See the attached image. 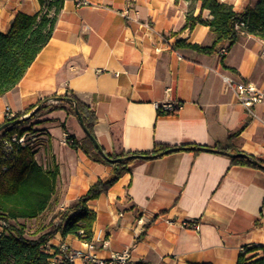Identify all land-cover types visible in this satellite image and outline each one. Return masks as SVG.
<instances>
[{"label": "crops", "instance_id": "1", "mask_svg": "<svg viewBox=\"0 0 264 264\" xmlns=\"http://www.w3.org/2000/svg\"><path fill=\"white\" fill-rule=\"evenodd\" d=\"M85 1L64 0L51 38L21 80L0 96V123L7 106L22 118L47 97L74 93L94 111V136L107 154L151 151L157 144L232 145L264 164V103L255 106L259 118L252 117L222 79L232 75L264 89L262 38L243 33L230 48L219 47L228 49L222 55L175 48L179 39L215 42L209 25H186L189 12L212 18L199 2ZM222 1L242 12L257 0ZM127 8L131 18L123 14ZM39 9L38 0H0V31L18 13ZM50 100L45 104L61 103ZM167 102L175 104V115L158 114ZM33 122L36 161L59 171L47 209L31 219L43 216L49 223L113 169L65 141V135L77 141L86 136L66 109ZM88 207L96 213L93 237L101 258L129 249L131 264H236L242 246L264 247V168L233 164L221 152L183 150L143 160ZM184 220L199 221V230L183 227ZM62 243L85 249L77 235L56 233L47 250ZM261 254L257 249L248 256Z\"/></svg>", "mask_w": 264, "mask_h": 264}, {"label": "trees", "instance_id": "2", "mask_svg": "<svg viewBox=\"0 0 264 264\" xmlns=\"http://www.w3.org/2000/svg\"><path fill=\"white\" fill-rule=\"evenodd\" d=\"M38 1L40 9L37 12L18 13L10 28L6 32L0 31V96L11 90L21 80L53 34L64 0ZM189 1L199 2L202 10L209 9L212 18L203 19L201 14L193 15L189 12L187 27L192 30L197 23L209 25L216 35V40L209 46L179 39L175 43V48H189L200 53L213 54L224 43L230 48L243 33L253 34L264 40V0L247 4L242 12L236 11L232 4L222 0ZM50 98L60 99L61 103L45 104ZM35 107H30L25 114H30ZM56 108L66 109L69 114L77 117L78 110L85 126L94 135L93 126L96 121L94 111L80 101L74 93H67L47 97L36 111L19 121L17 119L21 118V115H16L12 119L6 118L5 122L10 123L0 129L1 136L9 137L15 134L20 136L25 132L31 134L32 124L30 122ZM175 111L159 108L158 114L172 116L175 115ZM4 123H0V127ZM69 139L73 140L69 141V145L81 146L96 160L112 166L113 175L109 178H99L86 193L52 216L48 223V230L37 233L35 237H30L26 234V224L20 222L19 219L31 220L47 209L55 193L58 166L48 169L39 164L35 159V150L30 141L19 148L13 159L0 160V166L5 164L8 167L5 170L0 169V223L3 227L0 232V264H51L50 258L58 253V247H55L54 252L51 253L47 250V243L56 233H60L63 237L77 235L83 240H91L96 213L88 207V202L106 193L124 173L131 171L143 160L174 151L186 150L197 154L206 150L227 154L233 164L242 163L260 167L256 162L260 161L258 158L232 145L210 147L201 144L176 146L157 144L151 151H123L118 154H108L105 157L98 151L88 135L82 141H77L72 135H69ZM81 230L83 233H80ZM257 249H262L261 256L257 258L248 256L249 252ZM64 264L71 263L66 260ZM236 264H264V247L256 244L242 246Z\"/></svg>", "mask_w": 264, "mask_h": 264}, {"label": "built area", "instance_id": "3", "mask_svg": "<svg viewBox=\"0 0 264 264\" xmlns=\"http://www.w3.org/2000/svg\"><path fill=\"white\" fill-rule=\"evenodd\" d=\"M85 0H78L77 4L86 3ZM130 8H127L123 14L128 18H131L129 15ZM228 51L227 47H222L219 50V53L226 54ZM222 79L225 82L227 88L232 90L237 100L246 108L248 113L254 117L259 118L255 106L264 103V89L258 87L253 82L244 81L237 79L232 75L224 74ZM159 108L166 109L168 111H175L176 107L173 102H167L163 105H160ZM6 118L12 119L16 114L11 110L9 106L5 109ZM28 134L25 132L23 135H12L9 137H2L0 133V160H10L17 154L21 146H25L28 143ZM69 135H65V141H73L72 139L68 140ZM7 165L2 164L0 166L1 170L7 169ZM181 225L188 229H193L198 231L200 228L199 221H188L184 220L181 222ZM80 233H83L81 230ZM100 238H98L99 241ZM94 237L91 240H83L85 249L75 248L71 249L67 244H60L58 246V253L54 254L50 258L51 264H64L66 260L70 261L71 264H77V261H84L85 264H131V252L129 249H124L122 252L113 253L109 258H101L96 253V244L94 243ZM105 242V241H104ZM161 264V263H157Z\"/></svg>", "mask_w": 264, "mask_h": 264}, {"label": "rangeland", "instance_id": "4", "mask_svg": "<svg viewBox=\"0 0 264 264\" xmlns=\"http://www.w3.org/2000/svg\"><path fill=\"white\" fill-rule=\"evenodd\" d=\"M52 101H57V99H55V100L53 99ZM30 124H32V125L34 124L33 120H32V122H30ZM35 132H36V130H31V134H28V136H27L28 137V141H30V143H32V140H33V137H34L33 134ZM47 220H48V218L47 217L45 218L43 216H42V218H41V220L39 222H35L33 220H24L25 224L27 226L26 234L28 236H30V237H35L39 233H41V231L43 232V231L48 230L49 224L47 223Z\"/></svg>", "mask_w": 264, "mask_h": 264}, {"label": "water", "instance_id": "5", "mask_svg": "<svg viewBox=\"0 0 264 264\" xmlns=\"http://www.w3.org/2000/svg\"><path fill=\"white\" fill-rule=\"evenodd\" d=\"M50 99H57V98H50ZM43 103H41V104H39V105H37L33 110H32V112H34V111H36L41 105H42ZM77 110V109H76ZM31 112V113H32ZM30 113V114H31ZM30 114H28V115H26L25 117H27V116H29ZM77 115H78V118H79V121H80V123H81V125H82V127H83V129H84V131H85V133H86V135H88L90 138H91V140L94 142V144H95V146H96V148L98 149V151L100 152V153H102V155H104L105 157H107L108 156V154L104 151V149L101 147V145L99 144V142L97 141V139H96V137L89 131V129L85 126V124H84V121H83V118H82V116H81V114H80V112L77 110ZM25 117H22V118H25ZM22 118H18L17 119V121H19L20 119H22ZM10 122L8 121V122H6V123H4V125L1 127V129L4 127V126H7L8 124H9ZM233 155H235V154H233ZM246 156H248L247 154H245ZM138 156V155H137ZM142 156H146V155H142ZM120 160L122 159V158H119ZM251 160H253L252 158H250ZM257 163H258V165L260 166V167H262V168H264V164H262L260 161H256Z\"/></svg>", "mask_w": 264, "mask_h": 264}]
</instances>
